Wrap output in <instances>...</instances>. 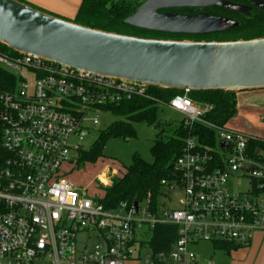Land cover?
I'll list each match as a JSON object with an SVG mask.
<instances>
[{
    "label": "built area",
    "instance_id": "1",
    "mask_svg": "<svg viewBox=\"0 0 264 264\" xmlns=\"http://www.w3.org/2000/svg\"><path fill=\"white\" fill-rule=\"evenodd\" d=\"M0 67L15 80L0 93L7 153L0 159V264H198L189 248L200 242L242 248L264 232V149L258 159L249 152L259 139L205 122L212 107L195 104L189 91L165 106L182 115L187 127L201 123L215 130L219 150L212 154L196 136L187 139L174 165L176 177L162 181L158 215L151 201L111 211L70 185L64 170L77 168L82 148L76 142L88 135V123L97 127L98 114L108 107L154 100L149 87L1 51ZM216 155L224 168L212 166ZM102 176L106 181L100 177L99 183L106 186L111 176ZM235 179L239 185L247 179L249 189L230 192ZM179 193L178 209L169 210L163 200ZM158 225L179 227L168 253L154 254L142 244ZM92 238L97 241L89 247Z\"/></svg>",
    "mask_w": 264,
    "mask_h": 264
},
{
    "label": "water",
    "instance_id": "2",
    "mask_svg": "<svg viewBox=\"0 0 264 264\" xmlns=\"http://www.w3.org/2000/svg\"><path fill=\"white\" fill-rule=\"evenodd\" d=\"M243 1L264 11V0ZM212 6L239 13L248 9L230 0H145L126 23L186 35L218 33L236 25L207 14H161ZM0 44L19 55L152 88L237 94L264 90V38L233 42L141 39L83 27L18 0H0Z\"/></svg>",
    "mask_w": 264,
    "mask_h": 264
},
{
    "label": "trees",
    "instance_id": "3",
    "mask_svg": "<svg viewBox=\"0 0 264 264\" xmlns=\"http://www.w3.org/2000/svg\"><path fill=\"white\" fill-rule=\"evenodd\" d=\"M25 3L22 0H18ZM145 0H82L80 8L74 19V23L103 32L118 35L153 40L196 41V42H233L249 41L264 38V11L247 6L245 13L234 12L217 6L202 8L211 17L225 18L236 25L229 30L205 34H167L134 28L126 23V20L143 5ZM245 6V5H244ZM34 8V7H33ZM36 9V8H35ZM199 10V9H198ZM171 10H164L167 12ZM180 15H193L197 9H173ZM0 51L11 56H19L11 49L0 44ZM15 80L12 75L0 67V93L10 89ZM149 93L154 100L136 99L120 106L108 107L106 110L122 120L114 123L104 131L99 141L88 151L82 150L79 154L77 167L86 163H96L103 157V144L109 139L123 137L131 139L136 136L133 127L135 123L145 122L154 126L158 122L160 107L168 105L176 96L184 92L164 90L149 87ZM189 98L197 105L210 106L212 110L204 117L205 122L218 128L225 125L237 114V93L233 92H190ZM1 113V105H0ZM216 131L204 124L196 123L185 126L182 119L175 129L173 136L165 137L160 134L152 147L153 163L136 156L123 176L111 180L105 189L104 197L100 203L107 210H117L121 204L133 206L136 203L142 205L151 201L150 210L153 214H159V207L164 196L163 180H171L176 177L175 162L183 154L186 141L190 136H196L204 148H208L212 154L219 150ZM264 149V141L258 140L249 145L250 157L258 159L257 151ZM7 156L3 148L2 125L0 121V159ZM214 168H224L223 162L216 155ZM179 235V227L174 225H158L148 229L145 233V241L142 244L154 254L170 252ZM215 249L230 254L239 249L230 244L215 243Z\"/></svg>",
    "mask_w": 264,
    "mask_h": 264
},
{
    "label": "rangeland",
    "instance_id": "4",
    "mask_svg": "<svg viewBox=\"0 0 264 264\" xmlns=\"http://www.w3.org/2000/svg\"><path fill=\"white\" fill-rule=\"evenodd\" d=\"M24 2L47 14L55 17L61 16L60 14H53V12L49 10L38 8V6H34L29 2ZM59 2L61 1L59 0ZM81 2L82 0H65V4L63 5H65L66 8L73 9L78 8ZM170 13L179 14L177 12ZM62 19L74 21V18L70 17ZM94 116L95 114L93 117ZM98 117L99 125L93 127L91 123H88L86 125L88 135L85 136L83 142H76L82 150H90L99 141V138L104 131L110 128L114 123L122 120V117L116 116L111 112L100 113L98 114ZM182 119V115L170 108L166 106L160 107L158 112V122L156 125L150 126L145 122L135 123L133 124L136 131L135 137L129 140L124 139L123 137L109 139L103 144V157L97 160L96 163H86L79 168L67 165L64 171L68 175V183L81 191L87 190L90 198H103L105 189L99 183L100 177L103 174L110 175V180L106 183V186L110 185L112 179L121 177L125 174L126 169L133 164L136 156H139L147 163L152 164L154 159L151 150L157 137L160 134L165 137L173 136L175 129L178 127ZM236 124L237 126L240 125L242 127L238 129L236 128ZM244 124L252 126L253 129H255L254 134L257 135L256 137L264 141V112L257 113V111L253 112L250 110L248 112H246V110L241 112L237 111V114L225 125V128L236 133L253 136L252 134H248ZM112 174L117 175L112 176ZM238 181L239 180L237 179L230 181L228 186L230 192L238 194L249 189V182L247 179H243L241 185L238 184ZM181 197L182 193L174 194L173 196H168L169 199H164L163 203L166 204L169 210L178 209ZM96 241L95 238L90 239L88 243L89 247H94ZM189 249H193L197 261L201 263L203 262L204 264L209 263L211 257L213 258V264H264V232H256L248 246L237 249L232 252L230 256L225 255L222 251H214V243L210 241L200 242ZM139 264L145 263L141 262Z\"/></svg>",
    "mask_w": 264,
    "mask_h": 264
},
{
    "label": "crops",
    "instance_id": "5",
    "mask_svg": "<svg viewBox=\"0 0 264 264\" xmlns=\"http://www.w3.org/2000/svg\"><path fill=\"white\" fill-rule=\"evenodd\" d=\"M23 1L29 2L30 4H32L34 6H38V8L49 10V11L53 12V14H60L61 16L58 18L70 17V18L75 19L76 14L80 8V6H78V8H73V9L66 8V6L63 5V4H65V0H60L61 2H59V0H23ZM69 5H70V3H69ZM68 21H70V20H68ZM71 22H73V20ZM243 110H246V112H248L249 110L253 111V112L257 111V113L258 112H264V90L238 93L237 94V111L241 112ZM244 126H246V131L248 132V134H252L253 136H257L254 134L255 129H253L252 126H248V124H244ZM240 127H242V126H240V125L237 126V124H236V128L240 129ZM192 247H194V246H192ZM193 249L191 251H193ZM214 251H220V250L215 249V244H214ZM222 252L225 253L224 251H222ZM232 252H234V251H232ZM231 253L230 254L225 253V255L230 256ZM212 260H213V258L211 257L209 261L213 263ZM197 263L198 264H204L203 262L201 263L198 261H197ZM129 264H139V262H131Z\"/></svg>",
    "mask_w": 264,
    "mask_h": 264
},
{
    "label": "flooded vegetation",
    "instance_id": "6",
    "mask_svg": "<svg viewBox=\"0 0 264 264\" xmlns=\"http://www.w3.org/2000/svg\"><path fill=\"white\" fill-rule=\"evenodd\" d=\"M231 2H233V3H236V4H240V5H247V6H251V7H253L250 3H248V2H245V1H243V0H230ZM170 12H174V11H167V12H161V14H165V13H170ZM199 13H206L205 11H203L202 9H197V11L196 12H194V14H199Z\"/></svg>",
    "mask_w": 264,
    "mask_h": 264
},
{
    "label": "bare ground",
    "instance_id": "7",
    "mask_svg": "<svg viewBox=\"0 0 264 264\" xmlns=\"http://www.w3.org/2000/svg\"><path fill=\"white\" fill-rule=\"evenodd\" d=\"M101 179L104 180V181H106L104 176H101Z\"/></svg>",
    "mask_w": 264,
    "mask_h": 264
}]
</instances>
